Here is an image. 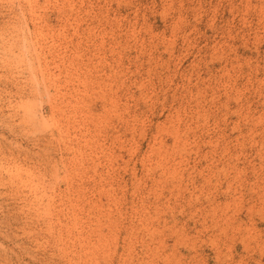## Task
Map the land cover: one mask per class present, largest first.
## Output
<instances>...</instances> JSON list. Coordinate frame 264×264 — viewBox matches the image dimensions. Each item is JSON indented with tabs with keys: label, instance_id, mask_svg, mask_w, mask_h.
<instances>
[{
	"label": "rangeland",
	"instance_id": "obj_1",
	"mask_svg": "<svg viewBox=\"0 0 264 264\" xmlns=\"http://www.w3.org/2000/svg\"><path fill=\"white\" fill-rule=\"evenodd\" d=\"M0 264H264V0H0Z\"/></svg>",
	"mask_w": 264,
	"mask_h": 264
}]
</instances>
